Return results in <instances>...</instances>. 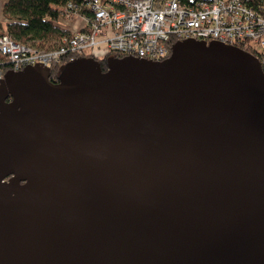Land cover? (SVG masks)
Masks as SVG:
<instances>
[{
    "label": "water",
    "instance_id": "1",
    "mask_svg": "<svg viewBox=\"0 0 264 264\" xmlns=\"http://www.w3.org/2000/svg\"><path fill=\"white\" fill-rule=\"evenodd\" d=\"M0 77V264H264V75L216 40Z\"/></svg>",
    "mask_w": 264,
    "mask_h": 264
},
{
    "label": "built area",
    "instance_id": "2",
    "mask_svg": "<svg viewBox=\"0 0 264 264\" xmlns=\"http://www.w3.org/2000/svg\"><path fill=\"white\" fill-rule=\"evenodd\" d=\"M61 12L65 33L54 47L0 33V77L35 64L56 68L76 55L162 60L185 37L248 47L264 75V0H82Z\"/></svg>",
    "mask_w": 264,
    "mask_h": 264
},
{
    "label": "trees",
    "instance_id": "3",
    "mask_svg": "<svg viewBox=\"0 0 264 264\" xmlns=\"http://www.w3.org/2000/svg\"><path fill=\"white\" fill-rule=\"evenodd\" d=\"M80 1L82 0H2L0 33H5L16 42L39 49L54 47L65 33L55 23L62 14L63 5ZM238 47H242L249 54L251 52V49L243 45ZM100 66L102 70L106 69L105 63H100ZM55 69L51 68V74Z\"/></svg>",
    "mask_w": 264,
    "mask_h": 264
},
{
    "label": "flooded vegetation",
    "instance_id": "4",
    "mask_svg": "<svg viewBox=\"0 0 264 264\" xmlns=\"http://www.w3.org/2000/svg\"><path fill=\"white\" fill-rule=\"evenodd\" d=\"M90 56V55H89ZM94 59H96L97 61H99V63H101V64H103V63H105V59L107 58V57H96V56H92ZM59 66V65H58ZM58 66H56V69H55V71H54V73L53 74H51V76L49 77V79L51 80V81H53V82H55V78H56V74H57V69H58ZM102 67V66H101Z\"/></svg>",
    "mask_w": 264,
    "mask_h": 264
},
{
    "label": "rangeland",
    "instance_id": "5",
    "mask_svg": "<svg viewBox=\"0 0 264 264\" xmlns=\"http://www.w3.org/2000/svg\"><path fill=\"white\" fill-rule=\"evenodd\" d=\"M55 23L63 25V23H65V22H64V20L61 17H59V18L56 19Z\"/></svg>",
    "mask_w": 264,
    "mask_h": 264
},
{
    "label": "crops",
    "instance_id": "6",
    "mask_svg": "<svg viewBox=\"0 0 264 264\" xmlns=\"http://www.w3.org/2000/svg\"><path fill=\"white\" fill-rule=\"evenodd\" d=\"M1 1H2V0H0V9H1ZM0 15H1V14H0Z\"/></svg>",
    "mask_w": 264,
    "mask_h": 264
}]
</instances>
